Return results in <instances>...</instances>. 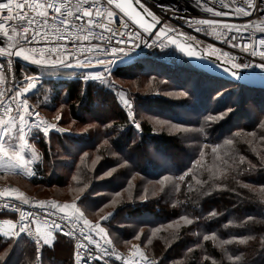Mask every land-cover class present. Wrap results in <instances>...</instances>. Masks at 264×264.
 Listing matches in <instances>:
<instances>
[{"label":"snow or ice","instance_id":"snow-or-ice-1","mask_svg":"<svg viewBox=\"0 0 264 264\" xmlns=\"http://www.w3.org/2000/svg\"><path fill=\"white\" fill-rule=\"evenodd\" d=\"M194 2L196 7L203 8L204 11L215 17L230 15L250 17L253 13H257L259 22L250 20L240 26L224 24L222 28L219 27L220 21L216 19H196L195 24L199 26L194 30L208 34V28L204 26L212 27L213 31L218 33L217 38L221 39L223 43L230 44L232 48L240 47L242 52L252 57L259 56L260 62L255 63L254 66L264 70V36L260 37L258 41L249 37L247 43H235L237 34H241L242 31L248 32L250 27L264 33V0H220L218 8L210 6L208 0H194ZM134 5H138L143 10V14L137 11ZM160 7L163 8V5ZM120 14H123V17L127 19L120 18L118 20L117 17ZM128 21L137 27H132ZM113 24L115 27L112 26ZM160 24L161 18L147 6L146 0H75V2L73 0H0V57L4 58V60H0V85L4 86L0 88V168L14 170L17 174L22 173L28 177L35 176L37 172L33 165L37 161L43 163V157L35 145L30 143L29 138H38L36 134L42 133L43 137L47 139L52 130L59 133L68 131V129L59 127L58 123H53L41 116L37 109L43 101L37 100L34 104L30 103L31 97L39 91L37 86L41 77L51 74L48 73L49 68L77 67L82 69L80 76L84 81L97 80L114 89V82L109 79L112 75L111 66L115 64L118 54L127 55L126 47H118V45L130 46L128 51L139 48L141 44L144 47H159L162 50L169 45H175L189 57L197 56L196 47L203 48L202 41L168 24H164L154 31ZM189 27H192L191 22H189ZM98 29L99 32H97ZM50 31L55 37V41L51 39ZM73 36L76 37V41H89L88 51L75 54L68 51V44L59 43V41L68 40L77 49L83 47L72 40ZM90 37L93 40H99L100 43L92 44L89 40ZM178 37H185V42H178ZM249 49H251L250 52ZM89 52L91 55L88 54ZM212 54L216 55L217 60L223 57V61L218 66H222L225 73L237 79H240V69L253 67L254 62L244 61L231 52L213 49V53H209V55ZM109 56L112 58L109 59ZM14 57L43 68L44 72L41 73V76H35L22 69V75H17ZM94 64L104 66L103 70H91V66ZM180 94L186 95V93ZM119 99L127 110V119L137 130H140L141 124L135 118L133 100L123 90L119 91ZM231 111V108L227 109V112ZM226 114L209 116L208 119L211 121L223 119ZM61 118L58 113L54 119L59 122ZM160 123L163 126L166 122ZM103 126L105 129L112 128V124ZM94 127H96L94 124L88 125V128ZM171 127L176 130L181 128L178 124H173ZM259 127L264 129V120L259 122ZM198 131L203 133L204 126ZM249 135L257 136L255 132ZM258 141H264V134L258 136ZM246 142L249 145L254 143L253 140ZM103 143L108 145V139H105ZM233 145V139H225L223 145L219 143L211 145V152L215 159L221 160L226 166L224 171L235 173L232 179L237 186L230 187L224 183L209 185V181L216 179L215 173H212L208 180L192 175L191 180L201 186L202 196L222 190L234 193L238 198H244L245 194L238 189L257 191L251 182H246L239 177L257 169H264V152L252 148L257 158L254 162L246 155L239 154L238 149ZM208 147H210L209 144L202 146L199 158L193 161L194 166L203 167L204 149ZM222 148L223 152H221ZM29 152L30 155L27 154ZM112 154L115 155V153ZM88 156L87 152L83 153L80 158L81 164L85 163V158ZM100 159L99 155L95 157L92 161L93 167ZM121 159L124 158L121 157ZM125 164H127V160H124L123 164L111 167L97 179L112 176L117 171V167H123ZM192 172L193 169L189 168L177 179L185 182V177ZM221 174L223 175V172ZM73 179L77 180L78 177L74 176ZM169 179L168 176H165L159 181L161 192L164 191L165 182ZM186 183L188 190L193 191L192 184ZM205 185H209L206 190L204 189ZM88 186V183H84L82 187L78 188L77 191L80 195H77L70 203L32 201L18 189L0 190V198H3L0 201V215L8 212L18 214V219H3L2 225H0V238L7 241L6 250L0 254V264H15L13 256L23 244L34 245L36 261L43 264V249L55 247L60 235L76 241L74 264H93L97 261H104V264H108L106 257H115L116 260L121 261V264H165L163 257L150 256L142 249L141 244H132L127 256L117 251L104 223L114 217L115 208L113 211L100 215L99 219L95 221L88 219L86 215L88 197L83 195ZM129 187L132 185L129 184ZM174 189L176 192H180V185H174ZM146 193L147 189H145V195H142L140 199H146ZM152 194L155 196L156 192L154 191ZM120 195V192L115 194L116 197ZM257 195L260 202L264 203V185L259 186ZM118 203L121 201L114 198L104 204L99 211H103L110 204ZM24 205H32L39 211H26ZM218 215L219 213L215 210L210 211L207 217L190 215L185 212L172 223L178 227L180 221H183L184 225H192L202 218L210 219ZM249 222L264 224V215L259 219L248 215L241 221L240 226H248ZM171 226L172 224L169 225V227ZM160 230V228L152 229L151 236L147 237V244L152 243V236H155ZM141 235H143L142 229L134 239L140 240ZM178 238L177 234L174 239ZM252 239H255V236L231 235L228 239H221L215 231H211L203 234L202 241L187 248L186 252H193L194 249L202 247V242L211 240L218 243L222 252V260L226 258L233 264H246L243 253L235 254L227 246L233 243L245 244ZM199 260L200 264H222V260H217L214 255H210L206 248L203 249ZM176 264H182V262L178 261Z\"/></svg>","mask_w":264,"mask_h":264},{"label":"trees","instance_id":"trees-1","mask_svg":"<svg viewBox=\"0 0 264 264\" xmlns=\"http://www.w3.org/2000/svg\"><path fill=\"white\" fill-rule=\"evenodd\" d=\"M135 63L138 64V67L150 68L152 74L158 72L162 76L166 75V79L169 80L168 78H170L172 82L185 83L186 81L191 82L192 79H196L199 86L191 87L190 90L194 94L195 102H200L199 106L207 101V92L212 90L210 89L211 86H213L212 88L215 91H227V95L217 102L219 103L220 111H226V105L231 97L241 92V96L245 98L243 103H253L256 107L258 114L256 119H249V116L244 118L247 112L241 110V112L243 111L242 113L239 112V114L232 115L229 118L225 117L222 121L212 123L209 128L207 125L208 121L196 122L201 127L204 126L203 135L207 136V144L209 145L216 143L223 144L225 139H233V146L238 149L239 154L246 155L254 162L257 158L252 148L264 152V141H258V136L264 134V129L259 127V122L264 120V89L243 86L206 74L193 67L181 55L170 48L161 52L151 51L147 54L140 55L132 63L115 68L114 75L119 78H124V75L129 74L127 72H130ZM23 69L27 70L30 74L34 72L30 66H25ZM53 84L52 92L55 88ZM61 84L63 87L52 93V97H55L53 101L58 98V94L60 97L64 91L63 98L67 103L69 118L79 123L90 121L96 127L89 129L81 138H77L76 135L75 137H73L74 135L71 137L52 135L60 136L59 143L61 146L67 140L71 146L77 148V154L73 158V164L75 166L74 174H77L78 177L77 181L75 180L76 184L74 183L76 195H80V193H77V189L82 187L84 183H88L89 186L83 194L88 197L87 204L101 208L114 198L121 201V203L113 207L109 205L112 209L111 211L115 208L116 213L109 221L115 225L114 230L120 236L125 235L126 240L130 241L142 229L143 235H141L140 239L147 243V237L151 236L152 229L158 228V226L166 223L170 224L179 216L185 214V212L190 215L207 217L210 211L215 210L219 213L216 217L210 219L202 218L199 221H195L192 225H181L177 230L166 231L161 229L155 236H152V243L148 246V251L151 253L150 256L163 257L165 264H176L178 259L182 264H200L201 249L197 248L193 252H186L187 248L192 247L199 241L198 237L195 236L194 238L192 234L198 233L203 235L215 231L221 239H228L231 235L255 236V239L249 240L245 244L233 243L227 247L235 254L243 253L246 264H264V224H253L249 222L248 226H240L241 221L248 215H253L257 219L264 215V203L260 202L257 195L259 186L264 185V169H257L239 177L246 182H251L253 187L257 189L255 192L249 189H238L245 194L244 198H238L234 193L222 190L214 191L208 196H202L200 193L201 186L196 184L194 180H191L192 175H196L199 179L208 180L209 176L215 173L216 179L209 181V185L212 183H224L230 187H236L237 185L232 179L235 173L224 171L226 166L223 164L216 171L208 170L207 159L210 160L212 158V154L210 153V156L206 159L200 171L204 172L205 176H199L198 166L193 167V161L198 159L196 153L191 154L184 146H180L174 137L166 136L163 133H154L151 126L145 122L141 124L139 131L135 130V127L131 123L129 125V120L124 110L119 107L116 101L111 100L108 89L94 86L92 83H83L82 81H62ZM48 86L49 83L47 84ZM178 88L186 90L182 85ZM38 92L35 96L31 97L33 103L39 100ZM158 101H163L162 107L158 105ZM165 103V100L154 98L146 104L152 108L158 106V108H161L160 111H164L166 109ZM100 106L103 110L102 115L98 114L97 107ZM38 109L44 113V110ZM167 116L169 121L171 119H174V121L177 119L172 114L167 113ZM176 122H179V120L177 119ZM234 123L236 124L234 125ZM104 124H112V128L105 129ZM253 132L257 134L256 137L249 135ZM105 139H108V147L116 154V156L113 155L115 157L106 154L105 145H101V141ZM248 140H253L254 143L249 145L246 142ZM38 146L44 158L48 161L50 159L49 147L43 141H40ZM144 147L148 149L153 148L155 153L160 155H157L158 157L153 156V158L146 157L142 166L133 164L131 157L135 156V154L139 156L141 154L145 155ZM64 151L69 154L68 148L64 147ZM89 151L92 154L94 153L95 156H101L100 161L94 167L92 161L95 157L90 154L85 158V163L81 164L80 158L83 152ZM70 154H72V151H70ZM176 156L180 159L175 160ZM121 157L124 159H121ZM124 160H127V168L123 167L122 170H118L112 176L101 179L106 187L100 192L94 193V189L100 184V182H95V179L111 167H115L121 162H124ZM189 168H192L193 172L189 173L185 178V182L178 180L177 177ZM129 172H135L142 178L150 180L163 179L165 176H168L170 179L165 182L166 186L164 187V191L158 195L144 200L129 199L130 196L135 198L140 195L139 186L142 185L141 181H131L130 184L132 187H129V183L126 181L130 180V175L128 174L127 177H123ZM222 172L223 175L221 174ZM39 175V178H34L29 181V184L37 189L41 185H45L48 188L54 185L59 188L67 187L74 180L72 179L67 182L59 177L57 181L52 183L49 176L43 171H40ZM119 181L124 182L118 185L117 182ZM186 182L192 184L193 191L188 190ZM127 184L129 189L123 188ZM177 184L180 185V192H176L174 189V185ZM209 185H205L204 189L206 190ZM117 192L121 193L119 197L115 196ZM96 212L98 213V209L94 210V213ZM177 234L179 238L174 239ZM58 240L62 241L64 245L71 247V241L68 239L58 236ZM6 248L7 241L4 238H0V254H3ZM204 248L207 249L210 255H214L217 260H222V252L221 249H218L217 242L211 240L204 242ZM45 250L46 248L43 250V259ZM175 250H177V253H175ZM34 251L31 244H23L21 248L17 249L15 256H13L15 264H39L36 261V253ZM173 253L177 254V259L171 257ZM65 264H72V257H67ZM222 264H233V262L223 258Z\"/></svg>","mask_w":264,"mask_h":264},{"label":"rangeland","instance_id":"rangeland-1","mask_svg":"<svg viewBox=\"0 0 264 264\" xmlns=\"http://www.w3.org/2000/svg\"><path fill=\"white\" fill-rule=\"evenodd\" d=\"M137 65L138 64L135 63L133 68H131L130 72H127L129 74L124 75V78L123 77L119 78L116 75H114V70L112 69V75L109 77V79L114 82V85H115L114 89L107 87L106 85L100 83L97 80L89 79L88 81H84L80 76L82 69L77 68V67L49 68L48 73H51V74H45L41 77V84L39 86L38 99L40 101H43V103L40 104L39 108L44 110L46 117L50 121H55L54 118L58 113L61 115L62 117L61 120L59 122L57 121L55 122H57L59 125H61L65 129H68V131L65 136L64 135H60V136L71 137L72 135H74L73 137H75L76 135L77 138L78 137L81 138L89 129H91V128H88V125L94 124V123L90 122L89 120H87L89 122L79 123L69 118L67 103L64 101V98H63L64 91L61 93L60 97L58 94L57 95L58 98L55 101H53L54 100L53 98L55 97H52L53 96L52 93L54 91H58L59 89L63 87L61 82L62 81H82L83 83H92L94 84V86H99V87L108 89L109 91L108 93H109L111 100H114L117 102L119 107H121L124 110L125 115L127 117V110L124 108L122 102L119 99V91L123 90L133 100V106L135 109V118L138 123L142 124L143 122H145L151 126L152 131L154 133H163L166 136H171V137L176 138L180 146H184L186 150L191 152V154L196 153L198 155V158H199V152L202 146L204 144H207V136H204L203 133L198 131L201 128V126L196 121H208L207 125L209 128V126L212 125V123H215L217 121H222L223 119H217L215 121H211L208 119V117L209 116H214V117L219 116L220 113H227L224 116V118L225 117L229 118L232 115L239 114V112L243 110L247 112L244 118H247L249 116V119H256L258 116L256 107L254 106L253 103H248V104H246V102L243 103L245 101L244 100L245 98L241 96V92H238L234 97H231L228 104L226 105L227 109L228 108L232 109L231 112H227V110L226 111L219 110V103L217 102L220 99H223L227 95L226 94L227 91L226 90L225 91L224 90L215 91L212 88L213 86H211L210 88L212 90L207 92V101H205V103L199 106L200 102L199 103L195 102L194 94L191 93V90H190L191 87L199 86L198 81H196V79H192L191 82L186 81L185 83H177L176 81L172 82V79L168 78L170 81L166 79L167 78L166 75L162 76L160 75L161 73L159 74L158 72H154L155 74H152L150 72L151 71L150 68L148 67L141 68V67H138ZM29 66L31 67L32 71H34V72H31L32 75L41 76V73L44 72L43 68H40L36 65H33L30 63ZM102 70L103 69H100L99 71H102ZM45 82L46 84L44 85ZM48 83H49V86L47 87ZM52 83H54L53 85H55L53 92H52ZM180 85L184 86L186 90L182 88H178ZM180 93H186V95H181ZM154 98L162 99L166 101L165 103L166 109L164 111H160L161 108H158V106H156V108H152L151 106H148L146 104L147 102H150ZM162 103L163 101L162 102L158 101V105L160 107H162L163 105ZM204 106L206 107L205 109H204ZM97 109L99 111L98 114L102 115L103 110L101 109V106L97 107ZM167 113L175 115L177 119L179 120V122H176L177 119L175 121L174 119H171V121H169L167 118L168 117ZM243 121H246V120H243ZM128 122L130 125L131 121H128ZM160 122H166V123H164V125L161 126ZM173 124H178L181 126V128L179 130L173 129L171 127ZM235 124L236 123H234V125ZM131 125L133 124L131 123ZM85 129H87V131H85ZM135 130L137 129L135 128ZM36 135L38 136V138L30 137L29 139H30V143L35 145V148L38 150L39 154L43 157V163H40L39 161H37L33 165L37 174L35 176L28 177L22 173L17 174V172L14 170H6L3 168H0V185H12L16 187L19 191L23 192L25 196L27 197L54 198L57 200H61L64 203L72 202L77 196L76 192L74 191L75 189L74 183L76 184L75 180L72 181V184H68L67 187L59 188L54 185L53 187L48 188V187H45V185H41V187H39L38 189L34 188L31 184H29L30 183L29 181L34 178H39L40 171L41 172L43 171L44 173H46L51 179L52 183H54V181H57L59 177L66 180L67 182L72 180L74 176H77V174L76 175L74 174L75 166L73 164V158H75L77 154V148L74 146H71L70 142L67 140H65L61 146V144L59 143L61 139L60 136H54L51 134L49 135V138L46 139L43 137L41 133H38ZM40 141H43L49 147L50 159L48 161L44 158L43 153L38 146ZM103 141L104 140L101 141V145H105ZM63 146L69 149V154L65 153ZM144 148L146 152L145 155L140 153L141 156L135 154V156L131 157L133 164L135 165L139 164L142 166L144 159L146 157L153 158V156L158 157L157 155H160L158 153H155V150L153 148H149V149L146 147ZM105 149H106V154L108 156H113L112 153L114 152H112V150L108 147V145H105ZM70 151H72V154H70ZM204 151H205V156L202 161L203 165L205 164L206 159L210 156V153L212 154L211 145L210 147L204 149ZM221 152H223V149H221ZM87 153L92 155L93 157H96L95 154L94 153L92 154L90 151ZM27 154L30 155V152ZM68 155H71V156H68ZM188 156H189V153H188ZM211 156L212 158L210 160L207 159V169L216 171L217 168H219L223 163L221 160L215 159L213 154ZM179 159L180 158H178L177 156L175 157V160H179ZM123 163L124 162H121L120 164H123ZM123 167L127 168V164H125V166ZM123 167H117V171L122 170ZM193 167H196V166H193ZM202 168L203 167L198 166L199 176L200 175L205 176L204 172H200ZM128 174L130 175L131 178L129 181H126V182H128L129 184L131 181H141L142 183V185L139 186L140 195H138L135 198L133 196H130L131 199L132 198L136 200L140 199L142 195H145V189H147L146 198L154 196L152 194L154 191L156 192V195H158L161 192L160 191L161 184L159 183V181L162 178L158 180L145 179L135 172L133 173L129 172L123 177H127ZM78 176H79V173H78ZM102 181L103 180L101 179H97V178L95 179V182L97 183L100 182V184L94 189V193H98V191L100 192L106 187V185ZM123 182L124 181H119L117 182V184L121 185V183ZM165 186L166 185H164V187ZM123 188L129 189L128 184L125 185ZM77 193L79 194V192ZM90 205L87 204L88 211L86 212V215L88 219L92 221L99 219L100 215H104L107 212L112 210L109 206L107 208H104L103 211H99L100 208H97V206H93L92 204ZM113 206L114 205H112V207ZM95 209H98V213L97 212L94 213ZM108 209L110 210L107 211ZM172 222L170 223L172 224L171 227H169L170 224L166 223L161 226H158V228L162 230H166V231L174 230V229L177 230L179 229V227H181V225H184L183 221L179 222L180 224L179 227ZM104 223L106 227L108 228L110 237L112 238L114 244H116L120 249L126 250L130 248L132 244L140 243L142 247L144 248V250L149 255H151V253L148 251L149 244L145 243L144 241H141V239L140 240L132 239L130 241L129 240L127 241L125 235L120 236L118 232L114 230L115 225L113 223H111L110 221H106ZM192 236H194V238L196 236L198 237L199 241H202V235L200 234L198 235V233H194V235L192 234ZM145 245L147 246L145 247ZM217 247H218V243H217ZM69 248L70 246L68 247L67 245H64L62 243L61 245H59L58 252L60 254H63L62 256L63 258H66L68 257ZM203 248H204V242H202V247L199 248L201 249V253L203 252ZM218 249L220 248L218 247ZM175 253H177V250H175ZM175 253L171 254L173 255L171 256L173 259H177L176 258L177 254ZM177 261H179V259Z\"/></svg>","mask_w":264,"mask_h":264},{"label":"built area","instance_id":"built-area-1","mask_svg":"<svg viewBox=\"0 0 264 264\" xmlns=\"http://www.w3.org/2000/svg\"><path fill=\"white\" fill-rule=\"evenodd\" d=\"M73 2H75V0H73ZM208 2H209L210 6H214V7L218 8L220 0H208ZM146 4H147V6H149L151 8L152 11H154L157 14V16H159L161 18L160 26H163L164 24H168L172 27H175L179 31L188 33L189 35L196 37V39L203 42V48H201V47H199V48L202 49L205 52V54H207L208 56L217 59L215 54L209 55V53H213V49H221V50L226 51V52H231L233 55L241 58L244 61L254 62L253 67L248 68V69H240V71H243L245 73L254 74V75L259 76V77H264V70H261L260 68H257L254 66L255 63L260 62L259 56L252 57V56L248 55L247 53L242 52L240 47L232 48L230 46V44L223 43L221 39L217 38L218 33L214 32L212 27L204 26V27L208 28V34H205L203 32H196L194 30L196 27L199 26V25L195 24L196 19H201V18L216 19V20L220 21L219 27L222 28L224 24L240 26V25L248 23V21H250V20L259 22L257 13H253V15L250 17H244V16L237 17L234 15L215 17L211 13H207L206 11H204L203 8L196 7L194 0H146ZM160 5H163V8H161ZM120 18L127 19L126 17H123V14H120L117 17L118 20ZM128 22L132 27H134V28L137 27L136 25H132L131 21H128ZM189 22L192 23V27H189ZM112 26L115 27V24H113ZM213 27H216V26H213ZM99 31L100 30L98 29L97 32H99ZM49 35H50L51 39L53 41H55V37L52 36L51 31L49 32ZM262 36H264V33H261L258 30L250 27L248 32L242 31L241 34H237V41H235V43H237V44L247 43L249 37H252L258 41V39ZM72 40L76 41V37L73 36ZM89 40L91 41L92 44L100 43L99 40H93L91 37L89 38ZM59 43L68 44L69 45L68 51H71L75 54H79V52H83V51H88L87 46L89 45V41H76L77 44L83 45V47H81L79 49H77L74 45H72L68 40H62V41H59ZM209 45H211L212 47L209 48L208 47ZM257 46H258V44H257ZM118 47H126L127 55H125L124 53H120L117 55L115 64L111 66L113 70L119 66L132 63L140 55L147 54L151 51H160L161 52V51L168 49V47L163 49V50L160 49L159 47L148 48V47H144L143 44H141V46L139 48H134L130 51H128V48L130 46L118 45ZM250 51H251V49H249V52ZM88 54L91 55V52H89ZM108 58L110 59L112 57L109 56ZM13 59L16 61L15 68L17 70V75H22L21 70L25 66H29L30 63L25 62L20 58L14 57ZM223 59L224 58L221 57V59L219 61L222 62ZM0 60H4V58L0 57ZM5 64H6V60H5ZM103 67L104 66L94 64L91 66V69L100 70V69H103ZM40 84H41V80L38 83L37 87H39ZM2 87H4V86L0 85V88H2ZM5 102H7V101H5ZM30 103H33L31 99H30ZM37 110L40 112V114L43 118H45L46 120H49L42 111H40L39 109H37ZM51 122L57 123L55 121H51ZM59 127H62V126L59 125ZM51 134L66 135L67 132L59 133L56 130H52L49 135H51ZM5 188L17 189L16 187H14L12 185H0V190H3ZM28 198L32 201L45 200V201H55L58 203H64L63 201L57 200L54 198H34V197H28ZM2 199L3 198H0V201H2ZM16 203H19V202L16 201ZM23 207L26 211L27 210L39 211V209L33 208L32 205H24ZM7 218L18 219V214H13L11 212H8V213H5L3 215H0V225H2L3 219H7ZM59 237H62V238H65V239H68L69 241H71V244H72V264H74V259H75L74 250H75L76 241L72 240L70 237H66V236H62V235H60ZM134 244H140V243H134ZM114 245H115L117 251L120 252L121 254H123L125 256H127L129 254V250H130L131 246H130V248H128L126 250H122L116 244H114ZM33 247H34V245H33ZM141 247H142V245H141ZM142 249L144 250L143 247H142ZM106 259L108 260V264H121V261L116 260L115 257H106ZM96 263H104V261L93 262V264H96Z\"/></svg>","mask_w":264,"mask_h":264},{"label":"water","instance_id":"water-1","mask_svg":"<svg viewBox=\"0 0 264 264\" xmlns=\"http://www.w3.org/2000/svg\"><path fill=\"white\" fill-rule=\"evenodd\" d=\"M137 9V11H140L143 14V10L139 8L138 5H134ZM147 19H150L149 17H146ZM161 26L157 25V29H154V31L158 30ZM178 42H185L184 37H178ZM168 48L171 50L176 51L179 55H181L189 64H191L193 67L197 68L198 70L227 80L229 82H233L236 84H241L243 86L251 87V88H257V89H264V77H259L254 74L245 73L243 71L239 70L240 73V79H237L233 76H231L228 73H225L222 66H218L221 64V61L208 56L205 54V52L200 49L199 47H196L197 56L189 57L185 55L183 52L180 51L179 48H177L175 45H169Z\"/></svg>","mask_w":264,"mask_h":264},{"label":"crops","instance_id":"crops-1","mask_svg":"<svg viewBox=\"0 0 264 264\" xmlns=\"http://www.w3.org/2000/svg\"><path fill=\"white\" fill-rule=\"evenodd\" d=\"M57 241H56L57 244L55 243V247H45L46 250L44 252V259H43L45 264H65L66 263L67 257L63 258L62 257L63 254H60L58 252L59 245H61L63 242L58 240V238H57ZM71 257H72V244H71V247L69 248V253H68V258H71Z\"/></svg>","mask_w":264,"mask_h":264}]
</instances>
